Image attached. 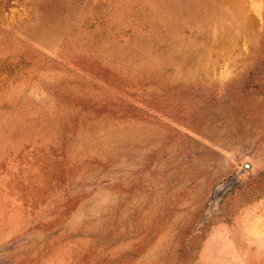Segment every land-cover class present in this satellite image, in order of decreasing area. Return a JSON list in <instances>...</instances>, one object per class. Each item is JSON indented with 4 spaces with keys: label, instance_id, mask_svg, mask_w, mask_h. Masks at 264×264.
Instances as JSON below:
<instances>
[{
    "label": "rangeland",
    "instance_id": "rangeland-1",
    "mask_svg": "<svg viewBox=\"0 0 264 264\" xmlns=\"http://www.w3.org/2000/svg\"><path fill=\"white\" fill-rule=\"evenodd\" d=\"M0 264H264V0H0Z\"/></svg>",
    "mask_w": 264,
    "mask_h": 264
}]
</instances>
